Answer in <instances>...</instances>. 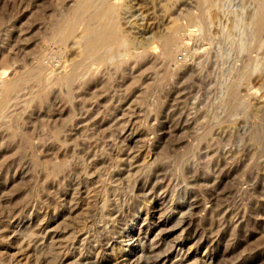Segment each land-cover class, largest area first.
Here are the masks:
<instances>
[{"label":"rangeland","instance_id":"obj_1","mask_svg":"<svg viewBox=\"0 0 264 264\" xmlns=\"http://www.w3.org/2000/svg\"><path fill=\"white\" fill-rule=\"evenodd\" d=\"M78 1L0 0V264H264V0H113L86 61Z\"/></svg>","mask_w":264,"mask_h":264},{"label":"bare ground","instance_id":"obj_2","mask_svg":"<svg viewBox=\"0 0 264 264\" xmlns=\"http://www.w3.org/2000/svg\"><path fill=\"white\" fill-rule=\"evenodd\" d=\"M72 2H70V3H72ZM70 3H69V5H71ZM121 10H122V8L118 5V3L113 2V0H79L77 2V4L75 5L74 9L71 12H68V15L65 17L63 22L59 25V27L56 31L57 37L60 38V42H62V43L66 42L72 36V34L74 33V31L78 27V25L81 24L83 26L84 35H83V40H82V49L81 50L79 49L81 51V53H79V55L81 54L80 58H82V60L86 61L87 59L90 60V59H94V58H99L102 56L101 55L102 52L104 54L111 55V56L118 54L119 52H121L120 49L122 47L124 48L125 46L126 47L128 46V44L126 43L128 41H126L125 35H124L122 28H121V25H120V14L122 13ZM62 16H64V15H62ZM257 16H258L257 17V30L259 32L264 27V12L263 11L260 12ZM177 30H179V25L173 24L171 31L167 35H165L164 37H162L160 39L161 40V47H162L163 51L168 55L172 54V52L174 50V46H176L175 45V43H176L175 32H177ZM80 33H81V31H80ZM72 39H73V36H72ZM72 39H70V40H72ZM79 47H81V46H78V48ZM62 48L61 49L59 48V49L62 50ZM63 50H64V48H63ZM154 51H153V53H154ZM151 55H153L152 52H151ZM77 57H79V56L77 55ZM150 58H151V56H150ZM37 60H39V59H37ZM40 61H41V58H40ZM34 64H35V62H34ZM37 64L39 65V63H37ZM70 70H72V69H70ZM37 75L40 78L43 76V73L41 74L42 76H39V74H37ZM66 75H67V72H66ZM13 77H15V76H13ZM17 77H19V76H17ZM40 79H42V78H40ZM75 79H74V75L72 72L69 76L67 75L64 78V83L67 85H71ZM54 81H55V79H54ZM47 82H49V80ZM77 82H79V81L77 80ZM1 83H2V81H1ZM0 85H2V84H0ZM2 86H4V84ZM74 86H75V83H74ZM13 87L14 86H9L6 89V94L9 93L10 91H12ZM66 88H67V86H66ZM5 97L7 98V96H5ZM6 102H8V101H6ZM126 155H128V154H126ZM124 157H126V156H124ZM131 159L132 158L130 157V160ZM136 160H137V158H136ZM134 173H135V171H134ZM151 251H153V250H151Z\"/></svg>","mask_w":264,"mask_h":264}]
</instances>
